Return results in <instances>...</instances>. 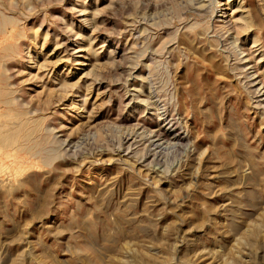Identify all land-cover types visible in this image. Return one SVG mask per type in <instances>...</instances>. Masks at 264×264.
Wrapping results in <instances>:
<instances>
[{
    "label": "rangeland",
    "instance_id": "1",
    "mask_svg": "<svg viewBox=\"0 0 264 264\" xmlns=\"http://www.w3.org/2000/svg\"><path fill=\"white\" fill-rule=\"evenodd\" d=\"M0 14V264H264V0Z\"/></svg>",
    "mask_w": 264,
    "mask_h": 264
},
{
    "label": "bare ground",
    "instance_id": "2",
    "mask_svg": "<svg viewBox=\"0 0 264 264\" xmlns=\"http://www.w3.org/2000/svg\"><path fill=\"white\" fill-rule=\"evenodd\" d=\"M212 2H213V1H212ZM209 6H210V5H209ZM211 11H212V10H211ZM0 15H1V14H0ZM2 15H3V14H2ZM2 15H1V16H2ZM1 16H0V17H1ZM2 17H3V16H2ZM7 17H8V16H7ZM7 17H6V18H7ZM4 18H5V17H4ZM4 18H3V19H4ZM6 18H5V19H6ZM9 18H10V17H9ZM9 18H7V19H9ZM6 22H7V21H6ZM6 22H5V23H6ZM14 22H15V21H14ZM1 23H2V21H1ZM1 23H0V24H1ZM247 23H248V22H247ZM14 24H15V23H14ZM7 25H8V24H7ZM247 25H248V24H247ZM1 26H2V25H1ZM9 26H10V24H9ZM248 26H249V25H248ZM250 26H251V25H250ZM250 26H249V27H250ZM5 27H6V26H5ZM246 28H248V27H246ZM4 30H5V28H4ZM245 30H246V29H245ZM2 32H4V31L2 30ZM233 37H234V36H233ZM234 38H235V39H234ZM234 38H233V39H234V44L236 45V46H235V45L233 44V41H232V45H234V47H235V48L233 47L234 50L239 49L240 51L238 50V52H239V53L241 52L240 54H243L244 51H242V48H240V46L238 45V42H239V41H238V38H237L236 36H235ZM233 39H232V40H233ZM228 41H229V40H228ZM8 45H9V44H8ZM16 45H17V44H16ZM5 48H6V47H5ZM7 49H8V48H7ZM227 51H228V50H227ZM10 52H11V51H10ZM12 53H13V52H12ZM6 55H7V53H6ZM6 55H5V56H6ZM8 57H9V56H8ZM5 58H7V56H6ZM241 60H242V59L238 58V61H241ZM244 67H245V65L241 66V64L237 66V68H239V69H241V70H242ZM0 69H1V68H0ZM2 73H3V71H2ZM0 74H1V73H0ZM255 74H256V73H254V74H252V75H255ZM4 75H5V73H4ZM247 76H248V75H247ZM1 77H3V76H1ZM249 77H250V75H249ZM0 80H2V79H0ZM3 80H5V79H3ZM7 80H9V78H7ZM1 82H2V81H1ZM261 84H262V83H261ZM3 85H4V84H3ZM4 86H5V85H4ZM257 86H258V85H257ZM7 87H8V86H7ZM255 88H258V87L255 86ZM254 92H255V91H254ZM9 93H10V92H9ZM15 93H16V92H15ZM5 94H6V92H5ZM10 94H12V93H10ZM10 94H9V95H10ZM7 96H8V95H7ZM3 97H4V96H3ZM3 97H2V98H3ZM0 98H1V97H0ZM5 98H6V97H5ZM3 100H4V98H3ZM3 100H2V101H3ZM8 100H9V99H8ZM9 101H10V100H9ZM142 101H143V100H142ZM144 101H147V100L145 99ZM261 101H262V100H261ZM12 102H14V101H12ZM0 103H2V102L0 101ZM262 103L264 104V101H262ZM10 104H11V102H10ZM10 106H11V105H10ZM12 108H13V107H12ZM22 109H23V108H22ZM26 109H27V108H26ZM7 110H8V109H7ZM9 110H10V109H9ZM9 110H8V111H9ZM11 110H12V109H11ZM20 110H21V109H20ZM14 111H15V110H14ZM18 111H19V110H18ZM22 111H24V110H22ZM22 111H21V112H22ZM5 112H6V111H5ZM22 114H23V113H22ZM28 114H29V113H28ZM2 115H3V114H2ZM5 115H6V114H5ZM7 115H8V114H7ZM26 115H27V112H26ZM18 116H19V115H18ZM19 117L22 118V115L19 116ZM19 117H18V118H19ZM10 118H11V117H10ZM167 118H168V117H167ZM17 120H18V119H17ZM31 120H33V119H31ZM31 120H30V123H29V124L32 123ZM34 120H35V119H34ZM37 120H38V118H37ZM39 120H40V119H39ZM44 120H45V118H44ZM27 121H28V119H27ZM7 122H8V121H7ZM24 122H25V121H24ZM38 122H39V121H38ZM42 122H44V121H42ZM42 122H41V123H42ZM26 123H27V122H26ZM21 124H22V123H21ZM42 124H43V123H42ZM42 124H41V127H42ZM118 124H119V123H118ZM27 125H28V124H27ZM31 125H32V124H31ZM36 125H37V124H36ZM36 125H34V126L36 127ZM25 126H26V125H25ZM34 126L31 127V128L34 129ZM118 126H120V125H118ZM23 127H24V126H23ZM23 127H22V128H23ZM26 127H29V125L26 126ZM37 127H39V126L37 125ZM37 127H36V128H37ZM120 127H122V126H120ZM20 128H21V127H20ZM31 128H27L28 130H26V131H29V129H30V132H31V131H32ZM39 128H40V127H39ZM16 129H17V128H16ZM25 129H26V128H25ZM37 129H38V128H37ZM17 130L19 131L20 129L18 128ZM17 130H16V131H17ZM35 130H36V129H35ZM40 130H41V129H40ZM142 130H143V129H142ZM146 130H147V129H146ZM16 131H15V132H16ZM18 131H17V133H18ZM22 131H23L24 134H25L26 131H25V130H22ZM149 131H150V130H149ZM19 132H20V131H19ZM164 132H165V131H164ZM27 133H29V132H27ZM31 133H33V132H31ZM37 133H39V132L37 131ZM37 133H36V134H37ZM152 133L154 134V136L157 135V133H155L154 131H151V134H152ZM15 134H16V133H15ZM158 134H159V133H158ZM162 134H163V133H162ZM4 135H5V134H4ZM16 135H17V134H16ZM25 135H27V134H25ZM149 135H150V134H149ZM0 136H1V135H0ZM5 136H7V135H5ZM18 136H19V133H18ZM32 136L34 137L33 134H32ZM41 136H42V135H41ZM154 136H153V137H154ZM12 137H13V136H12ZM19 137H20V136H19ZM19 137H18V138H19ZM159 137H160V136H159ZM159 137L157 136V138H159ZM163 137H164V136H163ZM5 138H7V137H5ZM5 138L3 137V140H4ZM14 138H16V136H14ZM21 138H23V135H22ZM21 138H19V139H21ZM179 138H180V137H179ZM179 138H178V140H179ZM0 139H2V138H0ZM35 139H36V138H35ZM37 139H38V136H37ZM182 139H183V138H182ZM5 140H6V139H5ZM5 140H4V141H5ZM7 140H8V138H7ZM7 140H6V141H7ZM24 140H25V139H24ZM28 140H30V139H28ZM31 140H32V139H31ZM40 140H41V139H40ZM40 140H39V142H37V143H40ZM176 140H177V139H176ZM14 141H15V140H14ZM26 141H27V140H26ZM33 141H34V140H33ZM0 143H2V142H0ZM16 143H18V142L16 141ZM20 143H21V141H20ZM25 143H26V142H25ZM32 143H33V142H32ZM32 143L30 142V144H32ZM11 144H12V143H11ZM11 144H10V145H11ZM13 144H14V142H13ZM26 144H27V143H26ZM177 144H178V143H177ZM5 145H7V144H5ZM10 145H7V146L9 147ZM39 145H40V144H39ZM42 145H43V144H42ZM12 146H13V145H12ZM30 146H31V145H30ZM40 146H41V145H40ZM5 147H6V146H5ZM24 147H25V145H24ZM26 147H28V145H27ZM35 147H36V146H35ZM36 148H37V147H36ZM36 148H35V150H36ZM57 148H58V147H57ZM31 150H32V149H31ZM21 151H23V149H22ZM29 151H30V149H29ZM45 151H48V150L45 149ZM51 151H52V149L50 150V153H53V152H51ZM37 152H39V151H37ZM43 152H44V151H43ZM26 153H27V152H26ZM46 153H47V152H46ZM28 154H29V153H28ZM45 157H46V156H45ZM49 160H50V159H49ZM46 161H47V159H46ZM50 161H51V160H50Z\"/></svg>",
    "mask_w": 264,
    "mask_h": 264
}]
</instances>
